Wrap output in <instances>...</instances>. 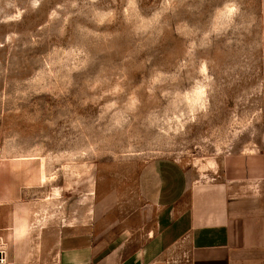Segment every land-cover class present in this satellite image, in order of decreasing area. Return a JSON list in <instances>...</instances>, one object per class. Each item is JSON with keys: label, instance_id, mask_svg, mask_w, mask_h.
Returning <instances> with one entry per match:
<instances>
[{"label": "rangeland", "instance_id": "1", "mask_svg": "<svg viewBox=\"0 0 264 264\" xmlns=\"http://www.w3.org/2000/svg\"><path fill=\"white\" fill-rule=\"evenodd\" d=\"M263 109L264 0H0L7 261L145 238L161 164L211 181Z\"/></svg>", "mask_w": 264, "mask_h": 264}, {"label": "crops", "instance_id": "2", "mask_svg": "<svg viewBox=\"0 0 264 264\" xmlns=\"http://www.w3.org/2000/svg\"><path fill=\"white\" fill-rule=\"evenodd\" d=\"M262 120V140L227 156L211 181L161 164L144 194L145 238L144 231L136 242L64 233L54 257L8 264H264V109ZM7 231L0 224V242Z\"/></svg>", "mask_w": 264, "mask_h": 264}, {"label": "built area", "instance_id": "3", "mask_svg": "<svg viewBox=\"0 0 264 264\" xmlns=\"http://www.w3.org/2000/svg\"><path fill=\"white\" fill-rule=\"evenodd\" d=\"M0 264H8L7 254L2 247L0 248Z\"/></svg>", "mask_w": 264, "mask_h": 264}]
</instances>
